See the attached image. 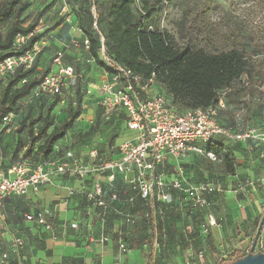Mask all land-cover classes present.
Instances as JSON below:
<instances>
[{
    "label": "rangeland",
    "instance_id": "374dc122",
    "mask_svg": "<svg viewBox=\"0 0 264 264\" xmlns=\"http://www.w3.org/2000/svg\"><path fill=\"white\" fill-rule=\"evenodd\" d=\"M82 1L21 0L18 5L13 7L15 15L17 10L24 5L19 20L23 26L36 25V30L29 40L31 45L35 37L39 39L34 44L38 47L39 54L32 67V77L40 80L50 74L54 57L62 52L65 53L64 64L75 68L76 79L69 82L71 88L65 89L60 97L48 96L45 99L43 108L35 105L33 108L26 109L23 106L25 109L20 114L13 115L10 123L5 124L0 121V164L2 168L28 154L29 145L26 143L29 132L28 127L41 113H45L53 103L55 104L53 113L56 125L67 118L70 109L75 106L76 90L79 84L84 96L82 114L66 137L57 143V148L78 150V154L84 160H87V154L90 151L96 150L101 159L106 161L116 154L118 144L129 137L121 121L111 122L106 118H101L100 100L93 96L92 92L91 94L88 93L89 89H93L89 86L95 82L94 75L100 69L99 65L85 49L77 50L72 47V44L67 47L54 44L53 41L49 40L50 37L46 28H49L51 23L70 25L68 20L73 17L71 4H75L77 9H81L83 6ZM90 1L93 2V0ZM165 1L166 6L163 12L161 29L175 37L180 46L185 42L183 37L188 35V41L193 42L198 48L209 53L226 52L232 45L240 46L249 52L252 71L236 83V89L242 91L238 97L241 103L235 106L232 104L234 106L232 111L228 108L231 104L225 102L227 105L226 114L223 112L222 115L237 117L241 127L252 126L253 122L263 123L264 117L261 113L264 112V93H261L259 87L264 85V0ZM13 2L14 0H0V4L6 5ZM65 8L69 9L65 12ZM92 11L96 13L95 8ZM185 16L188 19L182 34L177 29L176 24ZM13 22L14 18H11L8 25L0 28L2 37L5 36ZM247 83H249L248 86ZM7 84V81L0 80V102ZM147 92L149 96L166 95L164 88L157 83L152 84ZM177 107L179 111H184L181 106ZM37 127H35V131ZM20 139H22V144ZM42 142L43 138L39 136L36 148ZM235 151L242 154L245 149L238 147L235 148ZM251 151L256 154V158L260 156L258 159L260 166L261 164L264 165V150L259 147ZM233 155L236 161L237 156ZM187 163L189 162H183L182 164L185 166L183 178L187 184L192 186L213 184L219 189V192L213 197L212 212L215 215L220 212V206L230 195L240 200L251 199L252 194L256 198L264 199L262 181L256 180L251 183L248 173L246 174L239 169L246 162L241 166L236 162L235 176L228 174L221 163L209 165L198 159L190 162L191 166ZM254 187L257 188L253 191ZM262 208L264 211V204ZM186 212L185 209L179 206L174 210L165 209L150 224L149 214L148 217H145L143 211H136L134 224L122 228L118 225L117 231H122V238L128 247V253L123 254L119 250L120 255H128L131 249L140 248L141 256L146 264H200L207 251L212 250L211 252L215 253L217 250L214 251L212 245L208 242L211 230L208 233L204 231L207 222L199 216V213L203 212L195 211L194 217ZM115 219V217H108V223L104 227H100L101 235L99 238H94L96 244L103 245L101 243L103 236H107L110 240L112 234L116 232V225L113 224ZM98 230L99 225H97ZM15 233L22 239V247L26 246L29 242L27 235L21 234V231ZM155 238L160 243L159 251L151 246ZM5 241H7L4 242L6 245L10 239ZM260 251H262L261 247L256 246L255 253ZM133 255L137 256L138 252H134ZM229 259L230 253H228V250L224 253L218 251L214 261L210 264H225Z\"/></svg>",
    "mask_w": 264,
    "mask_h": 264
},
{
    "label": "built area",
    "instance_id": "2783aa9c",
    "mask_svg": "<svg viewBox=\"0 0 264 264\" xmlns=\"http://www.w3.org/2000/svg\"><path fill=\"white\" fill-rule=\"evenodd\" d=\"M94 25L97 28L96 23ZM31 36H17L13 51L0 63V77L13 75L20 69H32L39 50L29 44ZM101 38L108 79L92 88L100 93L99 104L106 119L124 112L130 136L118 145V155L111 160L103 161L96 150L90 151L87 160H84L75 150L67 149L61 157L35 166L22 161L7 171L0 167V212L6 199L37 196L43 188L54 185L56 179L67 177L83 183L79 190L69 188L70 198L78 197L84 202L88 216L100 217L103 227L112 215L117 217L121 228L134 224L138 203L155 218L164 207L180 204L189 212L206 213L204 231L208 233L218 226L212 207L213 197L219 189L213 184H187L183 178V162L190 156L220 161L207 149L220 142H253L264 147V130L253 126L241 127L240 124L234 128L224 123L222 113L227 105L223 99L208 108L179 112L166 96H149L147 89L153 81L144 83L142 77L116 63L106 54L105 39L102 35ZM83 45L88 51L89 40L85 39ZM64 56L65 53L60 52L54 57L57 72L40 81L34 92L35 98L61 96L69 87V82L76 79L74 67L63 63ZM259 90L264 93V85ZM88 93L91 94V89ZM143 94L148 96L145 98ZM12 117L13 114L6 115L3 122L10 123ZM50 216L49 211L41 210L26 214L24 218L52 232L54 223L50 221ZM71 227L79 229L80 223L76 221ZM116 234L120 252L128 253L122 231ZM107 242L109 238L103 236L101 243ZM22 245L19 237L12 238L6 245L0 241V264H10L12 254L18 253ZM151 246L160 250L156 238ZM257 246L264 253L262 239Z\"/></svg>",
    "mask_w": 264,
    "mask_h": 264
},
{
    "label": "trees",
    "instance_id": "16d2710c",
    "mask_svg": "<svg viewBox=\"0 0 264 264\" xmlns=\"http://www.w3.org/2000/svg\"><path fill=\"white\" fill-rule=\"evenodd\" d=\"M20 2L21 0H14L10 5L0 4V28L8 25L11 18H14L5 36L0 35V63L7 54L13 51L17 36L32 35L36 30L35 24L23 26L19 22L24 5L14 15L13 7ZM82 2L81 9L71 4V13L78 21L83 43L85 39L90 42L87 52L99 66L108 69L102 58V35L105 39L106 54L122 67L142 77L144 83L153 81L152 84L161 85L166 92L164 96L171 99L177 111H179L177 106H181L184 111L208 108L218 104L222 97L226 103L240 105L238 97L242 91L236 89V83L252 71L251 55L246 49L232 45L226 52L213 54L188 41V35L183 37L185 42L180 46L175 37L161 29L166 6L165 0H93V2L83 0ZM94 8L96 13L92 11ZM187 19L185 16L176 24L182 34ZM95 23L97 28H95ZM38 40V37H35L31 45L33 46ZM32 69H20L13 75L0 77L1 81L8 82L0 102V121H3L8 114H20L25 108L30 109L35 105L41 108L45 106V99L48 96L34 97L35 89L43 78L37 80L32 77ZM76 93L75 106L70 109L67 118L59 125L55 123L54 103L45 113H41L30 123L26 141L29 145L28 154L3 168L0 165L3 171H7L22 161L35 166L62 156L66 149H59L56 145L66 137L82 114L84 96L80 84ZM143 96L146 98L148 95L143 94ZM52 97H60V95ZM100 116L105 119L101 107ZM106 120L121 121L125 132L127 131L124 112L117 113ZM36 126L38 127L35 131ZM229 126L236 128L233 125ZM39 136L43 138V142L36 148ZM20 143H23L22 139ZM207 149L213 152L220 161L212 162L195 156L193 160L198 159L209 165L221 163L228 174L235 176L236 161L229 144L220 142ZM75 151L78 153V150ZM117 155L116 152L109 160L116 158ZM178 206L182 207L177 204L175 207H164L163 209L174 210ZM139 209L146 211L141 207V203H138L134 213ZM186 213L195 216V212L187 211ZM146 214L148 217L149 211H146ZM199 216L205 219L204 213L200 212ZM16 217H25V215L16 213ZM149 218L150 224L156 220L153 215H149ZM260 222L261 219L256 225V231ZM249 248L251 249V245L248 246ZM250 249L232 252L225 264H231L243 258L250 252Z\"/></svg>",
    "mask_w": 264,
    "mask_h": 264
},
{
    "label": "crops",
    "instance_id": "0c3cea01",
    "mask_svg": "<svg viewBox=\"0 0 264 264\" xmlns=\"http://www.w3.org/2000/svg\"><path fill=\"white\" fill-rule=\"evenodd\" d=\"M68 9L65 8V12ZM68 21L70 25L51 23L49 28H46L50 37L49 40L53 41L54 44L67 47L72 44V47L77 50L84 49L83 35L76 17L73 16ZM64 60L65 57L63 63ZM99 68L94 75L95 82L89 86L90 88L108 79L106 69L101 66ZM55 72H57V67L52 63L50 74ZM91 90L92 95L100 100L101 96L98 90L95 88ZM234 106L231 104L228 108L233 111ZM261 114L264 117V112ZM222 117L224 123L228 125L238 126L240 124L237 117ZM252 126L264 130V122H253ZM128 136H130V133H128ZM227 144L230 145L231 150L237 156L236 162L238 165L241 166L246 162L239 169L246 174L248 173L251 183L261 180L264 186V165L261 164L260 166L258 160L260 156L256 158V154L251 151L259 147L264 150V147L253 142ZM238 147L245 149V151L242 154L236 153L235 148ZM193 158L194 156H190L184 162H189L187 164L191 166L190 162L193 161ZM182 166L185 170L184 165ZM71 187L79 190L83 187V183L74 178L60 177L56 179L54 185L43 188L37 196L11 197L4 201L0 212V241L7 242L5 240L9 241V239L12 240V238L18 237L15 233L17 231L27 235L29 239L26 246L20 248L18 253L12 254L10 264H146L141 256L140 248L131 249L128 255H120L116 234L119 220L113 215L110 217L116 218L113 223L116 225V232L112 234L109 242L103 245L94 242V238H99L101 235L100 217L97 215L89 217L85 212V203L78 197L70 198L69 188ZM256 188L254 187L253 191ZM256 195L258 197L257 193ZM263 204L264 199L256 198L253 194L251 199L248 200H240L232 195L226 198L220 206V212L216 215L212 212L218 226L210 229L208 242L212 245L213 250H217V252L207 251L200 264L213 262L218 251L224 253L228 250L230 254L236 250L244 251L247 249L248 251L250 249H248V246L252 245L257 232L256 225L264 215ZM41 210H47L51 213L49 219L54 223L52 232L46 231L43 227H39L34 223L27 222L24 217H16V213L26 215ZM139 210L143 211L144 216L147 217L145 210ZM203 213L205 217L206 213ZM76 221L80 223L79 229L71 227L72 223ZM97 225H99L98 231ZM260 239L264 241V227ZM134 252H138V255H133Z\"/></svg>",
    "mask_w": 264,
    "mask_h": 264
},
{
    "label": "water",
    "instance_id": "95a60500",
    "mask_svg": "<svg viewBox=\"0 0 264 264\" xmlns=\"http://www.w3.org/2000/svg\"><path fill=\"white\" fill-rule=\"evenodd\" d=\"M263 227H264V215L260 222V225L254 237V240L252 242L250 252L243 258H240L231 264H264V253H261V252L255 253V249L260 240Z\"/></svg>",
    "mask_w": 264,
    "mask_h": 264
}]
</instances>
